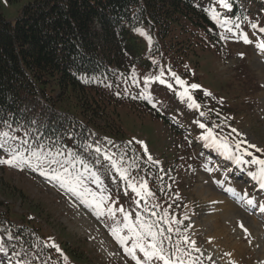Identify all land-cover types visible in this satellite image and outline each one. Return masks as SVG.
<instances>
[{"label":"trees","instance_id":"obj_1","mask_svg":"<svg viewBox=\"0 0 264 264\" xmlns=\"http://www.w3.org/2000/svg\"><path fill=\"white\" fill-rule=\"evenodd\" d=\"M228 2L232 5L228 12H217L213 0L207 5L202 0H34L15 23L0 14V132L29 140L32 147L35 138L53 148L66 146L73 150L84 161V165L77 163L86 177L83 189L95 201L107 197L102 211L107 203L114 202L121 234L129 232L126 224L136 229L139 226L131 207L133 196L135 206L155 218L148 224L152 231L163 230V235L170 237V241L164 240L166 253L177 256L181 237L165 231L164 225L188 200L179 183L172 189L170 171L181 181L180 171L188 160L201 163L216 154L221 164L230 162L217 153V146L200 138L206 128L201 129L199 123L213 128L218 139L226 140L231 149L237 143L243 146L229 127L235 110L231 111L233 104L227 95L197 80L200 71L196 67L203 66L204 54L212 55L210 61L231 57L232 44L224 29L227 21L255 25L254 30L264 33V0ZM160 65L173 69L185 85L170 77L166 79L167 89L162 83L147 92L143 81L136 79L135 69L154 71ZM149 74L165 81L159 71ZM192 84L200 87L192 89ZM185 90L199 108L189 107L192 101L180 96ZM124 104L136 113L173 125L170 130L178 140L176 161L181 162L170 165L149 160L137 138L124 136L118 121L119 107ZM185 138L188 145L183 153L181 143ZM10 143L16 147L20 141ZM89 144L101 146L126 170V188L121 192L116 184L124 178L102 154L88 149ZM128 181L138 188L146 181L152 195H137ZM5 206V211L0 209V238L15 262L122 264L93 254L86 238L57 237L61 246L57 251L53 243H47L49 233L35 217L21 215V221H16L10 204ZM150 242L149 236L146 243ZM135 260L128 256L124 264H135Z\"/></svg>","mask_w":264,"mask_h":264},{"label":"rangeland","instance_id":"obj_2","mask_svg":"<svg viewBox=\"0 0 264 264\" xmlns=\"http://www.w3.org/2000/svg\"><path fill=\"white\" fill-rule=\"evenodd\" d=\"M32 1L34 0H0V14L15 23L25 6ZM202 1L205 5L209 2ZM213 1L217 12L222 9L224 12L229 11L219 0ZM224 29L229 43L232 44L231 57L210 61L209 57L212 58V55L204 54L201 58L203 66L196 67L200 71L197 80L208 89L227 95L233 104L230 107L231 111L235 110V114L231 113L230 127L236 130L245 144L244 148L236 149L235 154L241 155L245 148L249 152L256 151L248 147L250 144L264 150V49L260 47L264 44V34L254 30L253 26H241L230 21L226 22ZM245 36L250 43L245 41ZM157 71L161 73L159 76L165 77V81L156 74H149ZM172 73H175L173 69L166 70L162 65L154 71L135 69L136 79L140 83L143 81L147 92L160 87L161 80L164 81L162 87L167 89L166 79L171 77L175 80L177 77L176 73L175 77ZM168 97L165 92V98ZM119 110L118 121L124 136L142 141L143 149L146 145V153L152 159L167 161L170 165L181 162L182 159L176 161L178 140L170 130L173 125H166L162 120L136 113L128 104L119 107ZM205 133L206 131L203 132ZM181 145L185 153L188 145L186 138ZM9 147L6 144L3 159L10 158ZM217 150L223 157L228 158L223 149ZM192 151L195 153L194 149ZM214 157L215 160L206 158L201 163L188 160L181 168V181L178 175L170 171L172 189L179 183L184 188L188 202H183V207L170 217L167 223L169 230L174 237L179 238L180 235L181 241L177 245L183 250L187 249L188 260L185 261L188 264H264V211H261L264 207V188L260 187L259 165L245 164L244 167H236L237 163L231 159L232 162H226L224 167H220L218 162L221 161L216 158V154ZM255 157L264 159V151ZM252 158L244 155L245 160ZM227 163L235 164L233 173L231 170L226 171ZM3 166L5 169H2ZM0 167V209L5 211V205L9 203L11 216L16 221H21V215L35 217L36 222L41 223L43 231L49 233L46 236L47 243L58 246L57 237H71L72 240L75 237L88 238L89 251L102 255L103 259L125 262L130 256L111 234L112 228L122 229L120 217L112 214L114 202L107 203L101 212L92 197L84 193L89 198L86 200L81 195L73 194L59 182L42 176L39 171L27 166L21 169L8 164H0ZM209 184L218 186L216 192L221 194V199L214 194L213 189H208L211 187ZM116 185L121 187L118 188L121 192L126 188V180H119ZM229 189H234V192ZM245 194V200L241 201L240 197ZM131 199L135 220L139 223L138 231L141 224L148 225L156 221L152 215L135 206L133 196ZM222 199H227L232 204ZM247 199H252L254 204L248 205ZM98 212L102 214L97 215ZM241 224L248 230L247 233L240 227ZM123 234L130 235L128 231ZM132 243V239L128 240L127 247L130 248ZM135 255L139 259L143 258L138 248ZM146 260L151 263L159 262L149 257ZM0 264H17L6 247L0 252Z\"/></svg>","mask_w":264,"mask_h":264},{"label":"snow or ice","instance_id":"obj_3","mask_svg":"<svg viewBox=\"0 0 264 264\" xmlns=\"http://www.w3.org/2000/svg\"><path fill=\"white\" fill-rule=\"evenodd\" d=\"M219 2L223 5L224 8L230 9L232 5L228 2V0H219ZM216 17L214 16V19ZM255 27V25H253ZM142 35H146L142 30ZM151 38L149 37V40ZM246 42H251L247 40V36L244 37ZM260 47L264 49V44H261ZM175 77V73H172ZM164 83L163 80L160 81ZM176 82L184 86L185 81L176 77ZM171 87V85H169ZM192 89H197L200 86L196 84H192L190 86ZM182 98L187 96V99L192 101L189 104V107L199 108L200 105L195 102V100L188 94L187 90L179 93ZM207 95H211V93H206ZM201 115H204L201 113ZM199 123V122H198ZM199 127L201 129L206 128V133L202 134L200 137L204 141H208L210 145L217 146L221 148L227 153L229 159H234L237 164H256L259 165V179L261 181L260 187L264 188V159L253 156L252 152H249L247 148L243 150L241 155H236L230 145L226 140L218 139L217 134L213 131V128L207 127L204 123H199ZM233 132L236 130L233 129ZM25 135H29L25 132ZM20 141V144L16 147H9L10 150V158L8 159H0V164H8L14 167H19L23 169V167L27 166L35 171H39L42 176L49 177L51 180H55L59 182L62 186L66 187L70 192L77 195H84V192L81 191L85 186L86 177H84L83 173L77 168V163L84 165V161L80 159L77 154L68 149L66 146H58L51 147L46 145L43 141H37L35 138H32V143L35 144V147H32L29 143V140L18 138L15 135H10L8 131L0 132V149H5V145L9 143V141ZM131 143V141L129 142ZM137 143L143 144L142 141H137ZM236 149L239 150L241 148V144H236ZM249 148H254L256 152L264 151L260 148H257L256 145L250 144ZM88 149H93L96 154H102L105 160H108L113 167L116 168L117 172L120 173V176L127 180L126 170H122L118 165L116 160L112 158L106 150L102 149L99 145H87ZM144 151L147 152V146H144ZM27 153V155H25ZM248 155L253 157L251 160H245L244 155ZM148 159L151 160V155L148 156ZM85 171H88L87 166L85 165ZM92 175H95L94 173ZM129 186L132 187V190L137 193V195H143L146 193L147 195H152L151 192L147 191V182L144 181L140 188H138L131 181H128ZM141 189L144 191L142 192ZM229 191L234 192V189H229ZM246 194L240 197L241 201H244ZM107 199V197H101L100 201H94L96 203L97 208H101L103 204V200ZM246 203L248 205H253L254 201L252 199H247ZM111 211V210H109ZM123 211V209H121ZM261 211H264V207L261 208ZM102 213L98 212L97 215H101ZM114 215V212L112 213ZM126 228L129 229L130 235L124 236L121 234V230L118 228H112L111 234L118 241V243L124 247V251L132 256L133 259L137 260V264H141V262L137 259L135 255V250L138 248L141 252L144 253L146 257L150 259L155 257L159 260H162L164 264H173V261L170 259V255L165 253V249L163 247L164 240H169L170 237H165L163 235V230L158 232L152 231V225L141 224L140 228L143 231H138L136 227L130 226L128 224L125 225ZM240 227L244 230L245 233L248 232L246 228H244L243 224ZM151 237V242L146 243L147 238ZM134 237V239H133ZM132 239V246L127 247V241ZM187 239V238H185ZM195 243L194 241L192 242ZM52 247L57 248L59 251V247L53 243ZM4 251L2 238H0V252ZM226 255H231L230 253H226ZM66 259V258H65ZM17 264H22L21 261H17ZM180 264H183V259L180 258Z\"/></svg>","mask_w":264,"mask_h":264},{"label":"bare ground","instance_id":"obj_4","mask_svg":"<svg viewBox=\"0 0 264 264\" xmlns=\"http://www.w3.org/2000/svg\"><path fill=\"white\" fill-rule=\"evenodd\" d=\"M262 61H263V63H264V59H262ZM211 184V183H210ZM209 184V185H210ZM211 186V185H210ZM208 189L210 190V189H213L214 190V194H216L218 197L221 195H219L216 191H218V186H215L214 184H212V186L211 187H208ZM83 197H84V199H86V200H89V198L88 197H86L85 195H83ZM220 198V197H219ZM221 199V198H220ZM223 201H228L227 199H222ZM229 202V201H228ZM230 203V202H229ZM230 204H232V203H230ZM232 208H233V206H232ZM234 209V208H233ZM257 232V231H256ZM260 232V231H259Z\"/></svg>","mask_w":264,"mask_h":264}]
</instances>
